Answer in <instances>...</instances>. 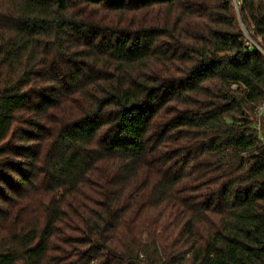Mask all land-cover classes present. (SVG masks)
Masks as SVG:
<instances>
[{"label": "trees", "instance_id": "obj_1", "mask_svg": "<svg viewBox=\"0 0 264 264\" xmlns=\"http://www.w3.org/2000/svg\"><path fill=\"white\" fill-rule=\"evenodd\" d=\"M0 264H264V0H0Z\"/></svg>", "mask_w": 264, "mask_h": 264}, {"label": "rangeland", "instance_id": "obj_2", "mask_svg": "<svg viewBox=\"0 0 264 264\" xmlns=\"http://www.w3.org/2000/svg\"><path fill=\"white\" fill-rule=\"evenodd\" d=\"M263 107V106H262ZM262 107L259 108V111L262 109Z\"/></svg>", "mask_w": 264, "mask_h": 264}]
</instances>
